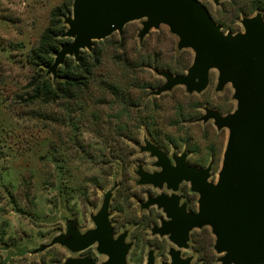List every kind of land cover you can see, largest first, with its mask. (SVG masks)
I'll return each instance as SVG.
<instances>
[{
	"label": "rangeland",
	"instance_id": "obj_1",
	"mask_svg": "<svg viewBox=\"0 0 264 264\" xmlns=\"http://www.w3.org/2000/svg\"><path fill=\"white\" fill-rule=\"evenodd\" d=\"M67 1L0 0V264H64L68 258L78 257H90L97 264L106 261L96 245L74 254L49 244L66 233L68 220L75 221L81 233L95 228L92 215L100 211L104 194L114 186L110 220L115 236L129 232L127 242L133 247L127 263L145 264L150 250L155 264L169 262L173 245L168 238L151 233L165 215L156 207L141 209L140 202L170 192L136 184L138 165L149 173L160 171L154 166L156 159L141 152V147L147 139L160 148L167 145L161 149L170 158L187 152L191 165L212 164L209 180L216 182L228 130L218 131L212 120H197L206 114L205 108L223 115L232 112L236 108L233 88L228 84L218 92L219 73L211 70L209 86L200 94H189L185 87L177 86L160 96L152 95L165 79L143 63L144 59L161 53L166 62L176 65L189 60V54L193 61L194 53L189 49L188 55L178 53V38L166 25L152 30L141 42L142 21H135L126 25L122 35L115 33L105 42L94 43L92 50L103 55L102 67L96 71L97 83L107 79L122 87L128 82L138 86L131 93L138 106L126 112L96 86L75 102L32 101L33 70L28 55L38 46L52 10ZM199 1L225 33L243 32L242 18L257 14L238 16L243 5L237 4L238 0H223L219 5L212 0ZM115 56L142 65L135 73L122 70L115 64ZM178 110L184 117L179 118ZM178 194L193 197L190 184L182 183ZM196 210L197 203L190 211ZM208 233L212 234L208 227L194 230V242L182 250L183 257L192 256L200 264H205L202 258L219 264L220 255L213 249L215 238Z\"/></svg>",
	"mask_w": 264,
	"mask_h": 264
},
{
	"label": "water",
	"instance_id": "obj_2",
	"mask_svg": "<svg viewBox=\"0 0 264 264\" xmlns=\"http://www.w3.org/2000/svg\"><path fill=\"white\" fill-rule=\"evenodd\" d=\"M219 5L223 0H212ZM142 21L138 38L166 25L178 38L179 50L194 53L191 66L183 75L169 71L157 74L165 82L152 95L160 96L177 86L189 94L207 89L211 70L219 73L216 90L230 84L236 108L225 115L205 108L206 114L197 121H213L218 131L228 130L222 166L216 182L210 181L212 164L198 167L189 164L188 154L171 158L157 145L145 140L141 152L155 158L160 171L149 173L138 165V186L150 185L167 189L140 202L141 209L156 207L165 218L151 229L154 236L168 238L169 262L162 264H200L183 257L194 230L210 228L215 238L213 249L219 264H264V17H243V32L225 33L208 8L199 0H73L71 14L65 18L64 38L71 41L61 46L48 68L54 79L68 57L79 60L81 52L92 51L94 42L115 33L122 35L126 25ZM189 183L198 195L197 210L190 211L178 194L180 185ZM117 186L104 194L100 211L92 215L95 228L81 233L75 221L68 220L65 234L56 236L49 247L60 245L70 252L81 253L96 245L100 255L107 257L101 264H128L133 247L127 242L126 230L115 236L109 211ZM64 264H97L90 257L68 258ZM145 264H155L153 250Z\"/></svg>",
	"mask_w": 264,
	"mask_h": 264
},
{
	"label": "trees",
	"instance_id": "obj_3",
	"mask_svg": "<svg viewBox=\"0 0 264 264\" xmlns=\"http://www.w3.org/2000/svg\"><path fill=\"white\" fill-rule=\"evenodd\" d=\"M240 2L243 3V5L239 6L237 10L238 16L241 14L249 15L261 12L264 17V0H238L237 4ZM72 4L73 0H68L64 5L52 10L49 24L42 33L38 46L32 49L28 55L27 62L33 70V77L30 82L32 88L30 99L32 101H43L46 104L57 103L60 100L75 102L80 100L82 96L92 92L94 86H96L99 90L110 94V96L115 99V103L123 106L125 111L129 107L138 106L139 104L133 103L131 99L132 89L138 86L129 84L128 82L127 86L122 87L120 83L107 79L100 80V82L97 83L96 71L100 69L103 64V55L100 50L95 49L92 50L91 53L83 51L78 61L68 57L64 65L59 68L58 77L56 79L48 74V68L53 65L56 52L60 50L63 44L71 41L68 38H64L63 34L67 30L64 21L72 11ZM217 23L220 24L218 21ZM105 41L107 40L94 43L98 45ZM120 48H125V43L123 41L120 43ZM176 51L182 54V56L190 53L187 52L188 50H179L178 47ZM159 54L154 53L149 55L143 61V63L151 67L156 73L170 70L176 74H180L181 71H187L192 64L191 54H189V60L186 59L184 64L178 62L176 65L166 62L162 54ZM114 62L122 70L134 73L137 72V69L142 65H134L133 62L125 56H115ZM178 115L179 118L184 117L181 110H178ZM189 120L190 119H187V121ZM169 145L170 142L168 146ZM159 146H161V148L167 147L165 144ZM192 196L193 197L183 196V198L186 199L189 210L195 208L197 203V195L193 193ZM192 233L190 235V241L194 242L192 240ZM208 235L212 238L211 233H208ZM202 259L205 261V264H209L205 258Z\"/></svg>",
	"mask_w": 264,
	"mask_h": 264
},
{
	"label": "flooded vegetation",
	"instance_id": "obj_4",
	"mask_svg": "<svg viewBox=\"0 0 264 264\" xmlns=\"http://www.w3.org/2000/svg\"><path fill=\"white\" fill-rule=\"evenodd\" d=\"M181 186V185H180ZM180 191V190H179ZM165 193V192H164ZM193 193V192H192ZM167 194H170V193H167ZM195 194V193H194ZM197 195V194H196ZM198 196V195H197ZM183 199V198H182ZM198 201V200H197Z\"/></svg>",
	"mask_w": 264,
	"mask_h": 264
}]
</instances>
